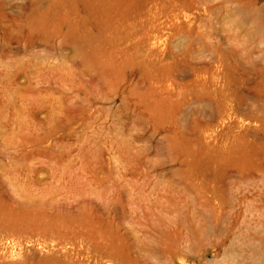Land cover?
<instances>
[{
    "label": "rangeland",
    "instance_id": "rangeland-1",
    "mask_svg": "<svg viewBox=\"0 0 264 264\" xmlns=\"http://www.w3.org/2000/svg\"><path fill=\"white\" fill-rule=\"evenodd\" d=\"M0 264H264V0H0Z\"/></svg>",
    "mask_w": 264,
    "mask_h": 264
}]
</instances>
